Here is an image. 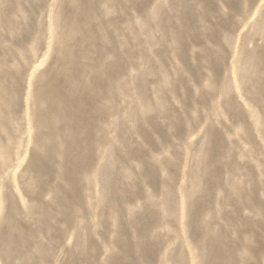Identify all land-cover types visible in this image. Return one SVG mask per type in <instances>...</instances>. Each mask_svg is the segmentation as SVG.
I'll use <instances>...</instances> for the list:
<instances>
[{"label": "rangeland", "instance_id": "obj_1", "mask_svg": "<svg viewBox=\"0 0 264 264\" xmlns=\"http://www.w3.org/2000/svg\"><path fill=\"white\" fill-rule=\"evenodd\" d=\"M84 1L83 79L124 69L89 112L93 144L72 147L70 167L89 161L73 191L58 155L41 187L29 167L77 0H0V264H264V0Z\"/></svg>", "mask_w": 264, "mask_h": 264}, {"label": "bare ground", "instance_id": "obj_2", "mask_svg": "<svg viewBox=\"0 0 264 264\" xmlns=\"http://www.w3.org/2000/svg\"><path fill=\"white\" fill-rule=\"evenodd\" d=\"M91 5L92 4H90L89 1L77 0V6L73 13L71 12L63 15L59 12L58 14L59 18L62 17L63 19V22L60 23L59 25L62 29V33L59 38V42H61L62 46L61 48L59 47L60 49L58 51V58L60 61V65L56 69L51 70L48 73H45L43 75L44 77L43 85L40 88H37V92L35 96L37 104L44 103L45 105L46 103L47 106L45 105L46 109L44 108L45 110H39L34 116L36 123L35 125L39 130L38 136L36 138V145L38 146V148L39 147L41 148V154L39 156L34 155L31 158L30 164H32V166H30L29 168L32 171V173H34L35 176L38 178L39 182L37 181V183L39 184L40 187L44 185V184L42 185V183H44L43 182L44 176H48L49 173L51 172V169L48 166H46V164L43 163V160L48 159L49 162L51 161L53 162L54 156L58 155L56 156L58 160L57 159L56 160L57 161L60 160L61 163L60 169L58 170V174L65 180V182H67L68 187H70L73 191L76 189L77 186L75 184V181L77 179L76 176H78L82 170L89 167L88 165L89 161L85 160L83 163H79L76 165L72 164L74 165V167H70L71 165L70 158L73 157L72 152L74 151L72 150V147L74 148L76 147V149L77 148L83 149V147H86L88 149L91 147L93 143L91 139L92 135L90 134L92 128L94 127V118L89 116V112L92 113L93 111L92 108H95L96 103H98L99 100L103 97L101 96V94H103L102 91L103 81L105 79L106 80L108 79L110 82V80H113L118 76H120V74L122 73V69H124L121 66V64H115V65L112 64L111 71L108 72V74L106 73L107 75L105 78L103 77L97 79L95 77L94 78L90 77L89 79L88 78L83 79V74L88 65L86 66V64L83 62L84 60L82 61V59L83 58L86 59L89 53H87L86 51H82V52L78 51L79 48L77 49L76 48L77 46L75 47L74 45H72V43H70L69 40L72 37H75L76 35L80 34L81 37L79 39V42L83 43L85 41H90V44L96 46L97 41L95 38H93L94 36L92 34L91 31L92 29L90 26L92 23L91 21L95 18V15H93L95 13H93L92 11L93 8ZM185 14L186 13H183L181 19L183 20V22L186 23L187 22L186 20L188 18L185 16ZM101 26H104V24L102 23ZM87 70L90 72L89 69ZM2 82L3 80H1L0 78V94L1 96L2 95L4 96L8 92L6 91L7 87L3 85ZM14 90L15 92H17L16 89ZM85 91L89 94L90 97L82 96L83 95L82 92ZM4 100L6 101V98H4ZM2 102L3 101L1 100L0 103ZM10 102L13 103L12 101ZM4 104H6V102ZM8 105L10 106V104ZM4 107L5 106H3L2 108ZM97 115L98 116L100 115V117H102L103 112H99V114ZM80 131H84L85 136H82L83 134L80 135ZM62 141L64 143H67L66 144L67 147L64 146L63 148V146L62 147L60 146V142L62 143ZM2 149L6 154L9 152L8 151L9 148L7 147H3V148L1 147V150ZM73 158L75 159V156ZM77 158L75 160H77ZM72 162L74 163V160ZM114 182L116 181L115 180L113 181L110 178H106L104 183L109 198L111 197V193H113L114 191V187H116L114 186ZM40 187H37L36 192L34 191L36 195V196L34 195V197H37L39 192L42 193L43 190L39 191ZM78 198L79 197L76 194L74 196L73 201L78 202L79 200ZM39 202L36 205L32 204L33 211H37V209L40 208L43 211V208L41 205H39ZM6 241L8 247L5 249L3 253L5 257L6 256L10 257L12 251V245L14 246L16 239L12 235H10L9 237L6 238ZM86 247H89L88 249H90L94 253L95 248L92 246V244L86 243ZM94 256H96V254ZM21 260H23V258ZM24 261H26V259H24Z\"/></svg>", "mask_w": 264, "mask_h": 264}]
</instances>
